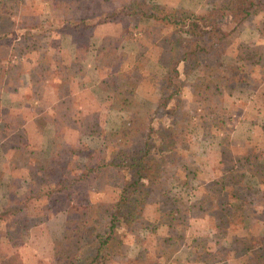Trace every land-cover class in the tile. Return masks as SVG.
Masks as SVG:
<instances>
[{
  "label": "rangeland",
  "instance_id": "374dc122",
  "mask_svg": "<svg viewBox=\"0 0 264 264\" xmlns=\"http://www.w3.org/2000/svg\"><path fill=\"white\" fill-rule=\"evenodd\" d=\"M5 1L13 7L10 12H5L2 11L5 4L0 5V55L4 57L0 62L3 68L0 69V90L11 84L19 85L22 90L16 89V95L4 97L2 101L6 106L14 103L13 106L20 105L25 110L13 116L4 109L6 112H0L1 125L13 116L17 124L30 123L32 118V127L4 128V140L0 143V237L3 240L0 264H60L58 252L64 251L67 239H72L67 244L77 246L68 258L74 252L82 259L91 254V239H87L89 234L84 231L88 209L80 202L92 204L98 194L93 192L94 196L91 195L88 201L79 199L85 193H76L89 186L94 189L96 183L102 192L121 185L122 180L115 174L114 166L101 173L92 184L72 182V179L76 178V170L85 171L90 167L92 148L101 143L100 134L89 132L116 129L131 133L135 126L130 118L133 113L104 104L106 93L113 88L111 82H104L108 71L139 79L138 82L120 78L119 84L126 82L132 107L148 115V124L156 132L155 139L159 138L161 126L173 124L177 129L186 128L180 142L182 152L174 160V169L165 174L164 185L171 195H177L188 205V215L159 218L153 212L154 205H146L144 218L137 223L136 233L128 238L125 253L140 260L149 258L144 251L145 245L152 242L155 245L157 234H162L161 245L167 264H240L242 261L238 257L244 254L251 259V250H243L241 239L238 242L223 236L216 239V231L227 232L226 221H221L216 229L215 223H208L199 216L204 210L198 207L203 206L209 212L216 206L220 216L223 213L221 217H225L224 210L217 204L228 199V192L222 198L218 195V199H213V193L218 191V180L226 186L232 184V188H228L233 189L228 201L235 210L241 207L236 230L264 234V34L258 31L254 15L250 14L244 20L234 18L230 13L220 17L223 50L200 51L196 56L182 57L187 43L183 41L175 49L168 43L177 36L174 28L134 12L133 8L145 0ZM146 1L158 2L186 16L204 13L220 2ZM45 8L52 12L44 13ZM23 9L40 11L35 16L38 22L32 23V15L30 12L25 14ZM20 14L26 16L20 17ZM68 32L78 42L77 51L85 53L89 62L97 60L95 66L93 63L90 66L69 62L63 47L65 37H62ZM73 48L70 45L69 50L74 51ZM173 52L178 53L174 61ZM170 63L175 70L167 75ZM142 69L145 79L138 75L144 73ZM55 70L64 77L59 86L61 90H67L69 78L76 72V78H80L76 83L77 90H85L81 89L74 96L75 101L67 105L55 106V95L42 97L41 102L35 103L39 106L30 111L25 101L32 102L27 97L31 95V87L24 89L32 80L30 76L35 74L34 90L40 92L42 82L38 77ZM163 72L166 80L162 79ZM140 80L146 81L140 83ZM89 96L91 100L87 99ZM51 102L47 113L40 110ZM124 151L122 156H130L132 148L125 147ZM32 159H40L51 168L52 189L60 187L58 191L50 190L40 199L32 198L41 189L38 186L48 184L49 180L46 174L37 177L35 172L32 174ZM259 159L263 162L261 168V163L256 165ZM249 160L248 170L242 172ZM182 165L186 173L189 165L196 169L188 183L183 182L184 177L182 180L177 177ZM255 165L257 169L254 170ZM69 168H74V172L68 173L62 183V179L58 182L59 178L55 177L62 176ZM241 173L244 176L241 177ZM62 188L66 192L76 191L68 203L60 194L65 192ZM102 195L108 198L105 192ZM56 196H59L58 202L54 200ZM214 212L216 210L210 213L215 217ZM173 221L182 223L183 228H173L178 230L165 233L155 227L157 222ZM149 226L154 229L152 232L148 231ZM143 232H148V236L145 237ZM80 236V242H74ZM255 248L264 249V242ZM109 251L110 248L105 249V252ZM123 261L120 253L112 254L103 264H122ZM61 264L70 263L63 260ZM85 264H91L89 256Z\"/></svg>",
  "mask_w": 264,
  "mask_h": 264
},
{
  "label": "trees",
  "instance_id": "16d2710c",
  "mask_svg": "<svg viewBox=\"0 0 264 264\" xmlns=\"http://www.w3.org/2000/svg\"><path fill=\"white\" fill-rule=\"evenodd\" d=\"M2 4H5V6L2 7V11L5 12H10L13 7H11L8 1L5 0H0V5ZM133 9L135 13H142L152 17L158 24L174 28L177 32V36L172 42L168 43H170V47L175 49L178 47L179 43L181 44V42L185 41L187 44L184 46L182 57H187L189 55L196 56L200 51L207 52L212 49H216L218 52H221L224 45V36L222 35V27L218 20L220 17L223 18L229 13L232 17L240 20H244V18L253 14L258 31L261 34H264V0H220L218 4L212 6L204 13L189 14L187 16L184 14H178L175 10L167 9L163 6V4L158 2L149 3L146 0L139 2ZM179 10L181 11V9ZM173 54L174 61L178 58V53L173 52ZM3 59L4 57L0 55V62H2ZM171 66L172 63H170L167 67V75H171L172 71L175 70V66ZM0 69L3 70L1 63ZM142 71L144 72V69H142ZM52 72L58 74L56 71H50L49 74ZM131 72L129 71V73ZM119 74L112 73L110 71L105 74L104 82H111L113 88L111 91L106 93L107 100L104 104L116 110H128L130 113H133L134 115H131L130 118L134 120V129L131 133H126L123 130L118 131L116 129H110L102 133L92 131L89 132L90 134H100L101 143L92 148L90 167L85 171L76 170L77 172L74 175L76 178L72 179V182L87 181L92 184L101 176V173L108 171L110 166H114L115 174L120 175L119 177L122 180V184H119V186H111L110 189H104L102 192H105L108 198L105 195H102V192L98 189L97 183L94 189L89 186L85 191H79L77 193L76 191L70 190L66 192L65 188H62L65 192L60 194L67 200L66 203L72 200L74 193L77 195H79V193H85V195L82 197L80 196L79 199L84 200L83 198H86L88 201H90L89 197L91 195L94 196L93 192L98 195L96 199L94 197L92 204L80 202V205L88 209L85 226L86 229H84V231L89 234L87 239H91L89 242L91 245V254H87L84 259H82L76 257L74 252L68 258L70 251L75 250L77 246H74L73 244L70 246L67 244L72 241V239H67V242L64 245L65 252L63 250L58 252V254H60L58 255L60 264L63 260L65 263L70 264H85L88 256L91 264L93 262L103 264L107 256L119 253L124 258L122 264H151V262L154 264H167L163 253V247L161 245L163 244L162 241L164 239V235L157 234V242L155 245H153V242L152 244L148 243L145 245L144 251L146 252V257L149 256V258L147 257L142 260L135 256L130 257L127 253H125L124 248L127 247L128 238L136 233L135 227L137 223L144 218L143 212L146 205H154L153 212L155 211L157 217L159 218L167 217L172 219L175 217L186 216L189 212L188 205L182 203L180 197L177 195H171V192H169L164 185L165 174L174 169V160L182 152L180 149V142L183 140L186 128L181 127V129H177V127L173 124L161 126L159 138L155 139L154 134L156 132L155 129L148 124V115L132 107V99L126 93V82L122 85L119 84L120 78H129L138 82L139 79L135 76L129 77L124 73L119 72ZM166 74L163 72V80L167 79ZM138 75L140 76V79H142V77L145 79L146 77L145 72L143 74L138 73ZM58 76L59 83L58 81H50L49 84H56L60 86L63 80L61 81V76ZM143 81L145 82L146 80H140V83ZM104 82L103 87L105 88ZM35 83H37V81H33L30 86L31 88L33 87V91H35L33 85ZM172 89L175 90V88ZM36 93L40 92L37 90ZM54 95L57 99H59L55 103V106H59L64 103L67 105V103L75 101V94H71L70 92L67 97H63V95L59 94ZM27 97L32 100L34 94L31 92V95H28ZM87 99L91 100V97L89 96ZM95 105H97V107L100 106V104L96 103ZM12 118L13 116H11L8 121H10V119L12 120ZM70 127L74 128V125H71ZM125 147L132 148L130 156H122V153L125 152ZM250 162L251 161L249 160V165H247V168H244L242 172H246L248 170ZM259 163H261L260 159L257 160L256 165ZM262 163L260 164V168ZM32 164H34L32 167V174L35 172L36 177L44 174L49 177L48 184H45L44 186L40 185V187L38 186V188L41 189L35 192L32 195V198L35 199L37 197L40 199L43 193L50 192V190L58 191L60 189V187L52 189L53 185L51 184L54 180V176L51 173V168H49L44 161L40 159H35L34 161V159H32ZM256 165L254 170L257 169ZM184 168L185 167L182 165L181 170L178 171L177 177L180 180L184 177L183 182L188 183L189 176L191 174H195L196 169L191 168L189 165L186 168L188 171L186 173ZM73 172L74 168H69V170H66L65 174L62 176H56L55 178H59L58 182L62 179V183L68 176V173L71 175ZM78 172L79 176H76ZM50 175H52V177ZM242 176H244V173H241V177ZM257 181L259 180L257 179ZM104 183L107 182L104 181ZM216 183L218 185V191L213 193V199H218V195L222 198L224 197V193L228 192V199L217 204L218 206L220 205L222 210H224L225 217H221L223 216V213H221L220 216V211L216 209V206L209 209V212L205 207L199 206V209L204 210V212L199 216L205 218L208 223H210V221L215 223L216 229L221 221H226L225 224L227 225V232L216 231V239H219L220 236H223L224 239H232V242H238L241 239L243 250L246 252L251 250V259H249L246 254L238 257L239 260L242 261L240 264H264V249L260 248V250H258L255 248V246L264 242V234H259L255 231H247L246 233H243L236 230L235 226L237 224V216L241 215V213H239L241 207L238 206L235 210L231 207V203L228 201L230 198L229 193L233 192L231 191L233 189L228 188H232V184L226 186L219 180L216 181ZM211 190H213V188ZM54 200L58 202L59 196H56ZM89 204L91 205L89 206ZM214 210H216V212H214L215 217L210 213ZM182 211L184 213H182ZM258 216L263 219L260 214H258ZM259 217L257 219L261 220ZM101 219H103L102 222ZM155 227L161 228V230L167 233L169 231L178 230L173 228L181 229L183 228V225L178 221L167 223L157 222ZM153 230L154 229L149 226L148 231L152 232ZM143 234L147 237L149 233L143 232ZM240 235H242V237H240ZM235 237L236 239H234ZM80 240L81 236L74 242L79 243ZM2 243L3 240L0 237V244ZM109 248L111 252H105V249ZM194 252L196 255L199 254L196 250ZM161 258L163 261H161Z\"/></svg>",
  "mask_w": 264,
  "mask_h": 264
},
{
  "label": "crops",
  "instance_id": "0c3cea01",
  "mask_svg": "<svg viewBox=\"0 0 264 264\" xmlns=\"http://www.w3.org/2000/svg\"><path fill=\"white\" fill-rule=\"evenodd\" d=\"M47 1H49V0H47ZM52 1V0H51ZM80 2H82L81 0H79ZM23 7H25V6H22V8ZM54 9H58L57 7H54ZM24 10V9H23ZM25 11V10H24ZM23 11V12H24ZM27 12H30V14L29 15H32V23H36V22H38L37 20H36V17L35 16H38L39 14L38 13H40V11H38V10H32V12L31 11H27ZM26 11H25V14L27 13ZM51 13L52 11L51 10H49V9H47V8H45V11H44V13ZM28 15V14H27ZM21 16H26V15H22V14H20V17ZM33 25V24H32ZM0 30H1V27H0ZM46 31V30H45ZM45 31H43V32H45ZM72 31V30H71ZM62 32V31H61ZM35 34V33H34ZM33 34V35H34ZM68 34H69V37H68ZM71 36V37H70ZM62 37H65V39H64V42H63V47H64V51H65V53H66V56L68 57V60H69V62H78V63H81V65H84V64H90V66H91V64L93 65V66H95L94 65V63L95 64H97V60H90V62L88 61V59H87V56H85V53H81L80 51H77V44H78V42L76 41V40H74V38H73V35L70 33V32H68V33H64V35H62ZM67 39L69 40V41H67ZM2 46H3V44H1ZM70 45L71 46H73L74 48V51H72V50H69L70 49ZM52 46V45H51ZM51 48V47H50ZM3 50V49H2ZM20 50H18V52H19ZM9 53V52H8ZM22 53H23V51H22ZM21 53V54H22ZM20 54V55H21ZM13 55V54H12ZM17 56H19V55H17ZM89 66V65H88ZM56 72H58V74L57 73H50V74H48V75H44V76H39L38 78H40V80H41V82L43 83L42 85H43V87H42V89H41V91H40V93H36L35 91H33V87L31 88V92H32V94H34V97H33V99H32V102H30V101H25V103H27L28 104V107H29V110L30 111H32V109H33V107L35 108L36 106H39L38 104H35V103H37V102H41V99L40 98H42V97H46V96H53L54 94H59V95H63V97H67L68 95H69V92L71 93V94H78L79 93V91L82 89V90H85V88H81V89H79V90H77V85H76V83L78 84V81H80V78H76L77 77V73L78 72H76V73H72V76H71V78H69V79H71L70 80V84H68V86L66 85V87H67V90H65V91H63V90H60V89H58L59 88V85H51V84H49V82L50 81H58V83H59V76L58 75H60L61 76V81H62V79H64V77H63V75L62 74H60L61 72L60 71H57V70H55ZM60 72V73H59ZM21 73V72H20ZM35 75V74H34ZM34 75L32 74V78H31V76H30V79H32V80H29V84L27 85V86H25L24 87V89H27L29 86H31V84L33 83V81H34ZM68 77V76H67ZM82 78V77H81ZM88 78V77H87ZM82 80H83V78H82ZM13 81L15 82V79H13ZM57 83V84H58ZM81 85H84V82H82L81 83ZM15 84H11L10 86H3L1 89L2 90H0V96H1V98H0V112H2L4 109H6L7 110V113L9 114V113H12V115L14 116L15 114H18V113H21L22 111H24L25 109H21V107H20V105H17V106H13V104H12V106H6V105H4V103H3V101H2V98H4V97H11V96H13V95H16L18 92H16L17 90L16 89H18L19 90V92H21V90H22V88H20V87H18V86H16ZM87 88H89V87H87ZM86 88V89H87ZM46 89H47V91H46ZM37 94H39V95H37ZM27 95V94H26ZM57 100H59V99H57ZM52 104V102L51 103H46L45 104V107H42V108H44V110L41 108L40 110L41 111H44V113H47V111H49V109L50 108H47L49 105H51ZM6 110L5 111H3V112H6ZM30 119H32V118H30ZM30 119H29V122L30 123H27V121H25L24 123H21V124H17L16 122H15V119H13L12 118V120L10 119V121H7L8 123H5V124H2L1 125V120H2V117L0 116V143L4 140L3 139V134H4V128H20V127H22V126H28L29 125V127H32V121H30ZM37 125V124H36Z\"/></svg>",
  "mask_w": 264,
  "mask_h": 264
}]
</instances>
